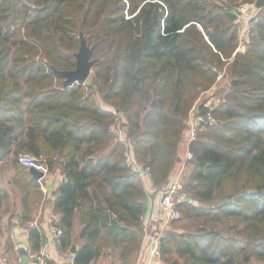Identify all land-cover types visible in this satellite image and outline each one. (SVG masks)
<instances>
[{"label": "trees", "instance_id": "16d2710c", "mask_svg": "<svg viewBox=\"0 0 264 264\" xmlns=\"http://www.w3.org/2000/svg\"><path fill=\"white\" fill-rule=\"evenodd\" d=\"M234 1L0 0V161L15 157L24 220L42 190L19 154L61 166L59 242L71 249L82 240L75 264L109 249L110 264L115 252L132 264L146 232L148 189L110 131L114 110L160 189L178 163L190 110L230 64L232 87L212 110L218 121L191 144L177 203L189 224L165 233L162 253L177 255L166 264H264V7L240 51ZM81 31L93 47V75L66 87L53 67L75 68ZM7 197L0 187V206ZM30 240L40 253L45 235L37 226Z\"/></svg>", "mask_w": 264, "mask_h": 264}, {"label": "crops", "instance_id": "0c3cea01", "mask_svg": "<svg viewBox=\"0 0 264 264\" xmlns=\"http://www.w3.org/2000/svg\"><path fill=\"white\" fill-rule=\"evenodd\" d=\"M239 24H241V19L239 17ZM223 76V74H222ZM221 102V100L219 101ZM99 103L104 108L111 109L109 104L104 103L101 100ZM219 104V103H218ZM198 107H194L190 110L188 118L185 121V128L183 130V137L179 145V156L181 160H178L173 172L169 176V179L165 185L173 183L178 177L182 178L183 181L186 177V167L188 166V160L186 159L189 139V131L187 124L191 114L197 112ZM31 169V168H29ZM10 173L12 177H9L6 180V183H3L2 189L8 192V197L3 201V204L0 206V256H5L12 260L22 259L24 264H47L43 257H48L54 260V264H72L71 262V249H63L59 242V236L61 233H58L61 230V227L58 225L60 220V212L55 209L54 202L56 198V192L61 182L65 179V173L61 166H56L54 169L50 170L45 177V184L41 186L42 193L38 200H35L32 205L31 217L28 220L22 218V213L24 210L23 197L24 191L21 189L22 185L14 183V178L20 180L21 177L16 171L15 166H11ZM142 176V175H141ZM143 179L148 189L149 197L147 200V210L144 215V226H145V235L142 241V247L139 251L136 259L133 264H166V261L162 262H153V259L150 255V232L158 226H161V223L158 222L154 217L153 213L159 209L158 204L162 194V188L155 189L153 187V182L151 175H143ZM183 191H181L182 193ZM153 217V218H152ZM37 226L42 230L45 235V243L40 250V253H36L32 250L31 240H30V228ZM80 230V222L76 218L75 221V233ZM82 240L75 241L77 249L79 248ZM21 249L28 251L31 260L28 262L24 261ZM113 259L112 252H107V255H102L100 258ZM96 261H93L91 264H96ZM116 262V261H115ZM108 263V262H107ZM117 263V262H116ZM106 264V262L104 263Z\"/></svg>", "mask_w": 264, "mask_h": 264}, {"label": "built area", "instance_id": "2783aa9c", "mask_svg": "<svg viewBox=\"0 0 264 264\" xmlns=\"http://www.w3.org/2000/svg\"><path fill=\"white\" fill-rule=\"evenodd\" d=\"M255 4V2H254ZM252 7L251 3L246 2L245 4L240 5L237 9L240 14L247 15ZM255 15H249L247 20V25L242 29V33L240 36V46L238 50H245L247 46V37L248 34H244V32L250 28V19ZM241 19V18H240ZM222 76V73L219 74L218 78ZM208 106V110L206 112L197 111L194 114H191L189 118V122L187 124L188 131H189V139H188V153L186 156L187 160H191L194 158V152L191 151V144L197 139L199 132L207 130L211 125L218 121L216 115L212 113L213 108L209 107L208 102L205 103ZM115 111L114 121L110 124V131L111 133L116 136L121 141H124L126 144V161L128 165L135 171H138L140 175L149 174L151 175V171L149 166L140 164L136 158V155L133 150V141L127 135V126H126V118L123 114ZM19 162L28 168H34L43 172V175L37 178L38 183L41 186L45 184V177L49 173V165L47 160L44 157H36L30 153H20L18 156ZM162 194L159 200L158 207L159 209L153 213V217L161 223V226L156 227L150 232V252L156 258L161 256L162 250V236L164 235L165 227L172 221L179 220L183 216V212L180 207H177V196L180 199L184 196V193L181 191L184 190V181L182 178L178 177L173 183L169 185H165L162 188ZM152 217V218H153ZM61 233V230L58 231ZM71 262L75 264V253L71 254ZM0 264H24L22 259L12 260L5 256H0Z\"/></svg>", "mask_w": 264, "mask_h": 264}, {"label": "rangeland", "instance_id": "374dc122", "mask_svg": "<svg viewBox=\"0 0 264 264\" xmlns=\"http://www.w3.org/2000/svg\"><path fill=\"white\" fill-rule=\"evenodd\" d=\"M246 2L248 3H251L252 4V7L250 9V11L247 13V15H244V14H240V18H241V26H240V36H241V33H242V29L244 27H246V23H247V20H248V17L249 15H255V19L254 20H251L250 19V28H248L244 34H248L252 25H254V22L256 21V18H257V15L258 13L260 12L261 8H258L254 2H256V0H235L233 3H232V6H236V10L240 7V5L242 4H245ZM239 42H240V39H239ZM240 46V44H239ZM247 48V46H246ZM245 48V50H246ZM240 51H243L242 49ZM231 65V64H230ZM230 65H226L225 68H223L221 70V73L223 74V76H221L220 78L217 77V81L212 85V87L206 91H203L201 94H200V98L196 101L195 105L196 107L199 106L200 103H204V102H208L209 104V107L210 108H213V107H216L218 106V103H220L219 101H225L226 100V97L225 95L230 91L231 87H232V78H231V71L229 70L230 69ZM92 75H93V70L90 74V76L88 77V79L86 80V82H90L91 81V78H92ZM99 101L101 100V97L100 95H98V98H97ZM197 111H200L199 110V107L197 109ZM124 116V115H123ZM126 118V117H125ZM202 132H207V131H201L200 133ZM15 157L13 155H8L6 156L3 160L0 161V187L2 188V184L3 183H6V180L9 178V177H12V173H10V170H11V166H15ZM192 169V165L191 164H188V166L186 167V170H185V173L186 175L190 173ZM13 178V177H12ZM15 181L14 183H16L18 185V182L16 181L17 179L14 178ZM40 195H35L32 199V201L34 202L35 200H38V198H40ZM177 200L179 201L180 200V197L177 196ZM184 217V212H183V216L181 218H179V220H176V221H172L170 222L169 224H167V226L165 227V231H164V235L167 231H170V230H176L177 232H179L182 228H183V224L186 223V224H189V221L188 220H184L183 219ZM164 235L162 236V239L164 237ZM163 245V244H162ZM162 248V247H161ZM163 250H161V256L159 258H156L152 255V253L150 252V255L153 259V262H162V260L164 261V258H169V261L172 262L173 259H176L177 255L174 253H167L163 256ZM118 255L116 254L115 252V261L117 262V264H121L122 262L120 261V259H118ZM106 262V264H110V259L108 258H100L96 264H104ZM108 262V263H107ZM134 263V262H133ZM132 263V264H133ZM156 264V263H155Z\"/></svg>", "mask_w": 264, "mask_h": 264}, {"label": "water", "instance_id": "95a60500", "mask_svg": "<svg viewBox=\"0 0 264 264\" xmlns=\"http://www.w3.org/2000/svg\"><path fill=\"white\" fill-rule=\"evenodd\" d=\"M255 5L258 8L264 7V0H256ZM93 54V47L88 44V41L85 37L84 32H80V47L78 51L75 52L76 58V66L72 69H59L53 67L54 72L64 78V86H71L75 83H85L88 77L90 76L93 67L96 63V59L92 57ZM178 160H181V157L178 156ZM30 171L32 172L35 178H39L43 175V172L31 168ZM236 198V196L234 197ZM77 250V246L74 244L71 248V252L75 253ZM24 261L28 262L31 260V257L28 254V251L25 249L20 250Z\"/></svg>", "mask_w": 264, "mask_h": 264}]
</instances>
